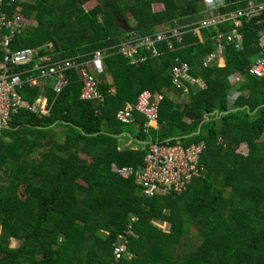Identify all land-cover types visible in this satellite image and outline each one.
Segmentation results:
<instances>
[{"label":"trees","instance_id":"trees-1","mask_svg":"<svg viewBox=\"0 0 264 264\" xmlns=\"http://www.w3.org/2000/svg\"><path fill=\"white\" fill-rule=\"evenodd\" d=\"M1 1L10 17L37 21L15 36L13 49L41 47L43 54L53 42L62 58H89L95 49L115 48L127 32L145 36L160 24L184 34L174 50L159 43L163 54L139 64L119 53L107 56L99 84L104 102L81 99L77 69L59 94L53 85L20 90L30 103L46 96L50 112L21 108L0 136V264H264V76L250 72L262 55L264 12L244 23L242 49L227 45L225 66L204 67L215 31L203 29L200 37L191 30L208 16L204 0ZM226 1L223 12L250 0ZM184 61L206 85L172 83V67ZM234 74L243 77L238 87ZM144 89L164 94L158 127L147 133L142 113L130 122L118 117ZM154 138L204 142L206 171L184 192L149 197L134 175L114 170L142 165ZM127 139L141 146L132 148ZM244 143L247 153L239 151ZM121 233L130 253L116 260ZM12 237L21 245L11 248Z\"/></svg>","mask_w":264,"mask_h":264},{"label":"built area","instance_id":"built-area-1","mask_svg":"<svg viewBox=\"0 0 264 264\" xmlns=\"http://www.w3.org/2000/svg\"><path fill=\"white\" fill-rule=\"evenodd\" d=\"M251 1L246 8L223 12L222 8L229 6L226 0H204V11L210 13V16L199 21L194 28H191L192 31L195 30L197 33L201 28L217 29L223 24H233L230 29L219 28L213 34L211 39L216 49L206 55L203 60L204 66L224 65L220 60L229 43L242 48L244 32L241 27L244 22L252 21L264 12V2ZM2 4L0 0V136L4 129H9L14 114L21 108H29L39 115L50 112L48 98L42 95L35 102L30 103L20 91L24 86L42 89L46 85L45 81H49L56 94H59L69 84L68 73L72 69H77L81 76V99L98 102L105 100L99 84L101 75L106 70L105 58L109 55L112 46L95 49L89 58L83 60H78L79 55L59 57L53 42L48 43L49 48L46 46V52L43 54L40 53L41 47L13 49V39L31 24L30 18L23 14L10 17L1 9ZM183 34L184 31L177 26L160 24L159 28L155 27L152 34L145 36L127 32L114 47L132 63L139 64L147 59L140 53L142 49L149 50L152 56H161L164 51L159 43H166L168 49L172 50L175 48L174 41L181 42ZM260 44L263 48L262 55L256 58L250 69V72L256 76H264V29L260 32ZM171 75L173 84L177 86L186 85L185 82L206 85L202 79L190 74L188 62L175 64L171 69ZM43 79L48 80L43 81ZM231 80L241 82L243 77L234 75ZM163 97L162 92L145 89L140 92L135 104H127L119 111L118 117L123 122H130L134 119L135 112L142 113L147 119L143 128L147 133L151 126H154L153 123L157 124L154 127L158 126L159 104ZM203 148L204 142L185 146L179 139L162 141L156 138L149 143L142 165L115 167V171L123 177L134 175L143 193L149 197L168 192L182 193L194 176L206 171L205 166L200 163ZM130 232L133 233L131 229ZM127 243L126 236L119 234L114 248L116 260L130 253Z\"/></svg>","mask_w":264,"mask_h":264},{"label":"crops","instance_id":"crops-1","mask_svg":"<svg viewBox=\"0 0 264 264\" xmlns=\"http://www.w3.org/2000/svg\"><path fill=\"white\" fill-rule=\"evenodd\" d=\"M262 14V13H261ZM259 16V15H258ZM257 17V16H256ZM254 19V18H253ZM250 22V21H249ZM245 23V22H244ZM224 25V24H223ZM230 25V27H228V28H225V29H230L231 27H233V24H229ZM244 25V24H243ZM243 27V26H242ZM242 27H241V30L244 32V30L242 29ZM220 28V27H219ZM219 28H217V29H219ZM27 29V28H26ZM203 29H205V28H201L196 34H199V36L201 37V30H203ZM217 29H215V28H211L210 30H214L215 32L217 31ZM220 29H222V28H220ZM225 29H222V30H225ZM264 29V28H263ZM263 29H260L259 30V32H258V35H259V45H260V47H261V49H262V52H263V48H262V46H261V44H260V32L263 30ZM193 32V31H192ZM195 33V32H194ZM244 42H245V32H244ZM244 42H243V46H242V48L244 47ZM119 43V42H118ZM117 43V44H118ZM229 44H231V45H233L236 49H238V50H240V49H242V48H237L236 47V45L235 44H233V43H229ZM229 44H227V45H229ZM175 49V48H174ZM174 49H172V50H174ZM216 48H214V50H215ZM213 50V51H214ZM212 52V51H211ZM113 53H119L117 50H116V48H110L109 49V55H111V54H113ZM140 53L142 54V55H145L146 57H147V59L150 57V56H152L151 55V52L149 51V50H145V49H142L141 51H140ZM119 54H121V53H119ZM209 54V53H208ZM264 54V53H263ZM108 55V56H109ZM123 55V54H122ZM207 55V54H206ZM206 55H205V57H206ZM124 56V55H123ZM154 57H159V56H154ZM204 57V58H205ZM62 58V57H61ZM204 58H203V60H204ZM129 59V58H128ZM146 59V60H147ZM130 60V59H129ZM145 60V61H146ZM144 62V61H143ZM185 62V61H184ZM220 62L223 64L224 63V65H219V66H225V64H226V49H225V52H224V54H223V56H222V58H221V60H220ZM130 63L131 64H135V63H132L131 62V60H130ZM141 63V62H140ZM203 63V62H202ZM253 64V63H252ZM251 64V65H252ZM106 65V64H105ZM218 65V64H217ZM204 67H207V66H204ZM106 71V70H105ZM70 73V72H69ZM69 73H68V76H69ZM105 73V72H104ZM103 73V74H104ZM235 75V74H234ZM233 75V76H234ZM79 77H80V79H81V76H80V73H79ZM171 77H172V75H171ZM70 79V78H69ZM201 79V78H200ZM231 79V78H230ZM45 80H48V79H43V81H45ZM107 80L109 81V82H112L113 80H112V77L109 75V74H107ZM101 81L102 80H100V83H101ZM232 81V80H231ZM82 82V81H81ZM232 82H234V83H236L237 85H239L241 82H243V80L241 81V82H235V81H232ZM173 83V82H172ZM45 84L46 85H52V83L51 82H49V81H45ZM190 84H192L191 82H190ZM114 89V90H113ZM115 87H112V90L113 91H115ZM145 90V89H144ZM148 90H150V89H148ZM143 91V90H142ZM151 91V90H150ZM111 92V91H110ZM153 92V91H152ZM159 92V91H158ZM105 101V100H104ZM103 101V102H104ZM146 121H147V119H146ZM146 123V122H145ZM154 124V126H156L157 124H155V123H153ZM145 125V124H144ZM153 126V127H154ZM151 129V128H150ZM150 131V130H149ZM2 135V134H1ZM152 140H155V138L154 139H152ZM127 143H128V146H130V147H132V148H138L139 146H141V145H139V144H135L134 143V141L132 140V139H127ZM115 167H117V166H114V170H115ZM0 231H1V229H0ZM12 240H19V239H16V238H14V237H12V239H11V242H12ZM10 246H11V244H10ZM11 248H16V247H12L11 246Z\"/></svg>","mask_w":264,"mask_h":264},{"label":"rangeland","instance_id":"rangeland-1","mask_svg":"<svg viewBox=\"0 0 264 264\" xmlns=\"http://www.w3.org/2000/svg\"><path fill=\"white\" fill-rule=\"evenodd\" d=\"M12 1H14V0H12ZM22 1H26V2H30V0H22ZM21 2V1H20ZM19 2V3H20ZM250 2H252L251 0L249 1V3ZM96 5V2L95 1H92V2H89L88 4H86V6H85V8L87 9V10H89V9H91L92 7H94ZM154 9L156 10V11H160V10H162L163 9V6L162 5H158V4H156V5H154ZM205 12V11H204ZM206 13V12H205ZM210 16V13L208 14V16H205V17H201V18H199V20H197V23L199 22V21H201L202 19H206V18H208ZM32 20V22H33V24H37V21L36 20H34V19H30V21ZM122 22V21H121ZM123 23V22H122ZM159 26L160 25H157L156 26V29L157 28H159ZM193 32H195V30L193 31ZM48 48H49V45L47 44L46 45ZM199 84H194V86H198ZM67 86V85H66ZM65 86V87H66ZM64 89V88H63ZM82 89V88H81ZM140 94V93H139ZM138 101V97H137V100H136V102ZM135 102V103H136ZM135 103H131V102H127V104H135ZM127 104H126V106H127ZM125 106V107H126ZM124 107V108H125ZM123 108V109H124ZM122 110V109H121ZM137 113H139V112H137ZM187 120H190V119H187ZM153 126H151V128H152ZM158 127V126H157ZM157 127H154V128H157ZM260 139H264V134L261 136V138ZM239 151H241L242 153H247L248 152V147L246 146V144L244 143V144H242L241 146H240V148H239ZM159 223H161V222H159ZM159 226H161L162 228H164V229H168L169 228V224L167 223V222H162V224H158ZM192 230H193V232H195V228L193 227L192 228ZM21 245V241L20 240H12V242H11V246L12 247H17V246H20Z\"/></svg>","mask_w":264,"mask_h":264},{"label":"bare ground","instance_id":"bare-ground-1","mask_svg":"<svg viewBox=\"0 0 264 264\" xmlns=\"http://www.w3.org/2000/svg\"><path fill=\"white\" fill-rule=\"evenodd\" d=\"M236 87H238V85H234ZM236 87H233V90H234V94H239V90L236 88Z\"/></svg>","mask_w":264,"mask_h":264},{"label":"water","instance_id":"water-1","mask_svg":"<svg viewBox=\"0 0 264 264\" xmlns=\"http://www.w3.org/2000/svg\"><path fill=\"white\" fill-rule=\"evenodd\" d=\"M122 22H123V23H121V24H123V26H124L125 28H127V22H126L124 19H122Z\"/></svg>","mask_w":264,"mask_h":264}]
</instances>
